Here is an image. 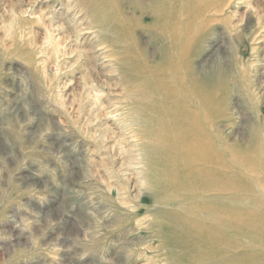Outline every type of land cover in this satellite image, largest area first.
Returning a JSON list of instances; mask_svg holds the SVG:
<instances>
[{
  "label": "rangeland",
  "instance_id": "rangeland-1",
  "mask_svg": "<svg viewBox=\"0 0 264 264\" xmlns=\"http://www.w3.org/2000/svg\"><path fill=\"white\" fill-rule=\"evenodd\" d=\"M172 1L189 10L193 77L221 81L220 200L234 180L247 184L224 201L241 228L220 229L214 262L199 220L177 226L183 196L154 183L160 161L141 132L153 85L130 84L99 55L89 12L75 0H0V264H264V213L249 214L264 195L241 163L264 145V0ZM158 36L131 35L148 62L169 48Z\"/></svg>",
  "mask_w": 264,
  "mask_h": 264
},
{
  "label": "bare ground",
  "instance_id": "bare-ground-1",
  "mask_svg": "<svg viewBox=\"0 0 264 264\" xmlns=\"http://www.w3.org/2000/svg\"><path fill=\"white\" fill-rule=\"evenodd\" d=\"M125 1L75 0V3L78 12H89L88 26L89 29H96L93 46L101 52L99 55L129 82L134 79L142 86L153 85L149 93L153 97L152 102L145 104L149 112L144 115L141 129L148 148L157 151H153V157L160 161L159 165L150 163V176L154 183L159 184L163 196L174 195V199L183 196V208L179 206L180 203L176 204L181 209L174 219L177 226L183 227L199 220L196 234L200 236L202 244L210 247L213 257L209 258L217 262L222 246L220 229L233 227L234 224L241 228L240 223H235L230 217L232 211L224 201L233 196L235 198L238 190L240 193L247 191V184L242 186V181L234 180L230 198L220 200V191L226 188L220 173L224 161L218 145L217 128L221 81L215 71L201 72L193 77L189 56L190 39L185 23L189 16L187 4L178 6L172 0H149V4L142 0H130L129 7L125 8ZM176 17L179 20L173 21ZM138 26L155 31L158 38L169 45L164 51L168 53L160 52L156 61L148 62L136 50L131 37ZM93 49L89 48V53H93ZM149 105H152L151 108ZM256 151L257 155L246 153L241 163L244 170L256 177V184L264 195V145L261 149L257 146ZM159 166L163 170H159ZM185 202L189 209L185 208ZM256 204L262 206L256 205L254 211L250 209V216L259 210L264 213V204L261 201ZM198 212L202 219L197 217ZM237 214L240 215V212H235V216ZM247 223L252 224L249 217ZM194 242L191 241L192 244ZM234 259L236 257L231 260Z\"/></svg>",
  "mask_w": 264,
  "mask_h": 264
}]
</instances>
